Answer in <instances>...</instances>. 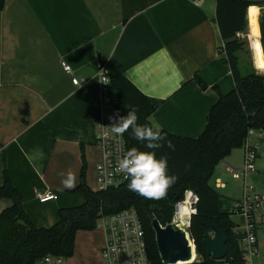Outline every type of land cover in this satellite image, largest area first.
I'll return each instance as SVG.
<instances>
[{"label": "crops", "instance_id": "obj_1", "mask_svg": "<svg viewBox=\"0 0 264 264\" xmlns=\"http://www.w3.org/2000/svg\"><path fill=\"white\" fill-rule=\"evenodd\" d=\"M223 46L217 0H5L0 11V187L7 173L37 228L52 227L60 209L85 202L83 194L73 192L84 162L87 185L99 191L101 61H111L156 107L150 117L154 125L179 137H199L211 108L235 87ZM253 68L264 71L259 61ZM249 143L258 153L255 173L233 178L244 163L243 146L216 166L211 179L230 210L246 188L264 193V134ZM69 169L76 177L73 189L61 183ZM49 191L57 200L41 203L36 193ZM12 203L0 197V214ZM253 218L257 253L248 264H264V204ZM231 219L234 233L243 235L245 218ZM105 243L103 226L79 231L66 264H102Z\"/></svg>", "mask_w": 264, "mask_h": 264}, {"label": "trees", "instance_id": "obj_2", "mask_svg": "<svg viewBox=\"0 0 264 264\" xmlns=\"http://www.w3.org/2000/svg\"><path fill=\"white\" fill-rule=\"evenodd\" d=\"M256 3L250 0H217V22L223 39V52L231 66L235 87L220 96L211 108L205 130L197 138L173 135L161 129L175 145V150L165 147L157 150V157L167 155L168 174L179 177L169 191L176 194L187 190L197 194V212L191 218L188 230L198 259L190 264H247L240 248V235L234 233L232 212L227 200L211 185L216 166L235 149L245 145L251 129L264 132V74L255 69L246 72L240 55L245 42L238 37L247 30L248 23L258 36V61L264 70V49ZM5 0H0V11ZM252 10V11H251ZM249 21V22H248ZM109 72L115 110L126 116V105L138 108L139 124L154 125L149 119L156 107L135 88L111 61H101ZM128 150L144 144L124 134ZM128 181L117 188L93 191L86 183V164L83 163L79 186L74 193L83 194L85 202L76 207L63 208L58 212V221L50 228H37L24 211L22 194L14 187L7 173L0 187V197L12 200V205L0 214V264H36L47 256H62L66 259L74 254L79 231H94L102 218L127 209L135 210L145 229L151 264H163L156 245L152 222L158 219L167 226L175 212V202L166 195L161 200L144 199L127 188ZM168 194V193H167ZM187 225L184 217L181 221ZM186 230V227H180ZM215 228L225 230L228 235L227 256L215 260L207 254L205 240L216 235Z\"/></svg>", "mask_w": 264, "mask_h": 264}, {"label": "built area", "instance_id": "obj_3", "mask_svg": "<svg viewBox=\"0 0 264 264\" xmlns=\"http://www.w3.org/2000/svg\"><path fill=\"white\" fill-rule=\"evenodd\" d=\"M256 3V7L260 10V6L264 5V0H250ZM239 34L238 37H240ZM63 70L72 75V68L66 63H62ZM99 80L101 85V116L97 122V139L96 143L103 149V160L98 165V182L99 191H106L110 188H117L124 184L127 180L123 174L116 170L117 161L128 150L126 140L123 136H116L109 128L112 121L109 117L115 116L116 98L112 94L110 86V77L108 70L100 65ZM106 81L108 84L101 83ZM74 85H80L81 81L72 77ZM258 133L264 134L263 130L251 129L244 145L245 155L243 166L233 171V178L240 179L257 171L258 153L254 146L249 143V139ZM184 199L175 204V212L172 221L179 228L177 223L179 207L188 202L190 208V216L186 226V232L191 225V218L196 214V205L199 202L197 194L191 190H187ZM37 199L41 203L57 200V195L52 192L36 193ZM264 204V193L255 192L252 188H246L242 197L234 202L231 212L232 215H240L246 220V231L239 238L240 248L244 253L247 264L251 258L257 253V235L255 232V222L253 214L259 205ZM100 222L105 229L106 243L101 250L102 264H151L149 258V250L147 244V236L143 223L138 213L133 209H127L119 213L104 217ZM168 224V225H169ZM163 226V225H162ZM264 230V228H263ZM189 234V233H188ZM214 234L211 233L210 236ZM36 264H66V258L62 256L47 255L39 259Z\"/></svg>", "mask_w": 264, "mask_h": 264}, {"label": "clouds", "instance_id": "obj_4", "mask_svg": "<svg viewBox=\"0 0 264 264\" xmlns=\"http://www.w3.org/2000/svg\"><path fill=\"white\" fill-rule=\"evenodd\" d=\"M134 71V69L132 70ZM132 72L125 73L131 78ZM105 77L101 83L108 84ZM128 109L126 116H120L119 112L115 116L109 117L112 121L111 132L116 136H123L131 130L133 139L144 144L146 149L151 151H142L137 147H132L123 153L117 161L116 170L123 174L128 181L129 191L143 197L144 199L161 200L168 190L177 183L179 177L168 174V157L161 155L157 157V150L165 147L175 150V145L166 134L161 132L157 125L139 124L138 108L126 105ZM150 119V118H149ZM61 183L67 189H73L76 186V177L71 169L66 174L62 173Z\"/></svg>", "mask_w": 264, "mask_h": 264}, {"label": "water", "instance_id": "obj_5", "mask_svg": "<svg viewBox=\"0 0 264 264\" xmlns=\"http://www.w3.org/2000/svg\"><path fill=\"white\" fill-rule=\"evenodd\" d=\"M259 25L264 49V5L260 6ZM167 196L175 202L184 199L183 193L176 194L173 191H169ZM152 228L163 264H190L197 260L194 257L196 247L186 231L173 224L162 226L158 219L153 220ZM215 232L214 238L205 240V246L207 254L219 261L227 256L228 235L225 230L218 228H215Z\"/></svg>", "mask_w": 264, "mask_h": 264}, {"label": "rangeland", "instance_id": "obj_6", "mask_svg": "<svg viewBox=\"0 0 264 264\" xmlns=\"http://www.w3.org/2000/svg\"><path fill=\"white\" fill-rule=\"evenodd\" d=\"M240 38L245 42V48L243 53H241L240 58L244 64L246 72H250L254 69L253 67H255V65L258 66V36L256 31L251 28L248 23L246 32L240 35ZM257 73L264 74V71L259 70ZM99 224L102 226L103 222H100ZM191 242L194 245L193 241ZM196 259H198V255H196Z\"/></svg>", "mask_w": 264, "mask_h": 264}, {"label": "bare ground", "instance_id": "obj_7", "mask_svg": "<svg viewBox=\"0 0 264 264\" xmlns=\"http://www.w3.org/2000/svg\"><path fill=\"white\" fill-rule=\"evenodd\" d=\"M258 13L260 15L259 9L257 8ZM190 216V208L188 206V202L182 204L179 209H178V216H177V223L179 224V228L180 227H186L187 225L183 224L181 221L183 220V218L185 217L188 221ZM188 224V223H187ZM181 229V228H180ZM194 257L196 258V253H194Z\"/></svg>", "mask_w": 264, "mask_h": 264}]
</instances>
